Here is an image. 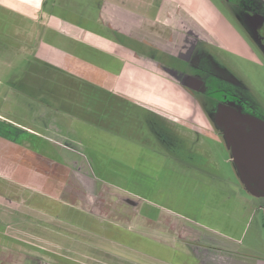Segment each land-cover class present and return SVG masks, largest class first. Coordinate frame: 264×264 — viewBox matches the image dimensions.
Masks as SVG:
<instances>
[{"label":"rangeland","instance_id":"1","mask_svg":"<svg viewBox=\"0 0 264 264\" xmlns=\"http://www.w3.org/2000/svg\"><path fill=\"white\" fill-rule=\"evenodd\" d=\"M15 2L22 3L23 0ZM194 2L171 0L170 5L175 13L186 17L187 9L198 10L204 20H208L210 8L215 7L223 13L224 18L217 13V30L213 26L207 27L206 35L217 42V31L225 34L222 43L228 51L212 48L211 54L216 64L241 84L244 94L264 114V56L223 1ZM49 3L51 7L50 0ZM66 3L70 9L72 4ZM47 9L45 11H49ZM24 24L26 22L21 16L0 2V106L13 110L9 115L13 127L6 131V137L30 150L29 161H25V157L21 163L36 164L32 160H37L36 154L56 156V147L40 139L38 134L24 131L22 125L44 133L46 126L52 125L47 130L53 131V135L50 134L53 139L66 142L82 153V160L92 171L90 178L95 192L91 194L90 190H85L67 172L57 174L56 169L49 181L45 178L29 181L28 177L26 180L45 190H53L55 181L61 180L64 184L61 198L65 204L62 202L58 209L63 223L90 230L92 220L86 217L87 214L66 204L84 208L108 220V225L102 221V226H99L104 232L101 235L121 244L114 243L108 248L106 238L103 240L95 235L102 231L85 232L66 225L63 235L69 241L73 236L79 238L76 237L77 243L71 241L68 245L78 247L77 254L70 255V260L59 256L62 262L51 256L53 259L46 262L53 263L52 260L56 259V264H103V261L112 264L116 263L114 255H121L141 260L142 264L170 263L169 259L173 264H196V258L189 256L192 252L181 241V233L187 238L191 236L187 228L196 227L202 228L201 232L197 230L198 238L205 230V234L222 240L219 248L227 251H223L226 257L241 260L243 264L246 260L252 264H264V197L252 194L243 186L241 175L229 159L226 144L218 137L210 106L207 105L203 111L194 107L192 99L189 100L178 87L164 82L160 75L155 78L142 72L137 76L128 69L125 80L119 78L118 82H113L114 78L109 77L111 80L106 81V76L94 71V67L52 63V57L43 54L42 45L35 39L42 34L47 44L55 39L61 42L60 34L38 27L39 35L33 34L31 39L24 32ZM236 32L248 41L249 48L244 46ZM170 44L169 50L172 48V52L177 53ZM69 48L100 71L104 68L118 69L107 55L98 57L90 48L76 43H70ZM79 71L87 73L90 79L73 74ZM121 82L125 84L121 85ZM5 94L8 95L7 100H3ZM196 98L203 99L201 96ZM152 103L168 108L173 116L167 119V124L159 122L164 120L142 107V104ZM43 107L44 111L38 110ZM35 112L51 121L34 127L38 124L33 115ZM149 120H157V124L167 127L164 129L167 135L177 139L174 150L156 137L148 126ZM6 127L0 123V131H5ZM16 154L21 153L14 156ZM44 171L46 166L40 170ZM9 194L13 198L19 197L14 190ZM24 198L30 205L32 218L41 216L39 208L56 205L42 195L28 197L25 194ZM148 221L151 223L146 224ZM165 221V225L161 224ZM27 225L31 231L34 230L31 223ZM66 237L57 240L68 244ZM122 245L136 249L142 255L123 254L119 250L123 249ZM45 246L52 248L53 243ZM103 246L113 255L111 259L99 254ZM2 255L0 252V264L6 258ZM30 260L33 264V258Z\"/></svg>","mask_w":264,"mask_h":264},{"label":"flooded vegetation","instance_id":"2","mask_svg":"<svg viewBox=\"0 0 264 264\" xmlns=\"http://www.w3.org/2000/svg\"><path fill=\"white\" fill-rule=\"evenodd\" d=\"M221 1H223L228 7L232 9L233 13H235L234 15H236L239 20V24L244 27L253 45L256 47L259 53L264 56V0ZM217 13L223 17V13L220 10L217 9ZM226 25L230 26L228 22H226ZM206 32V29H203L202 33L200 32L198 34L193 31L189 33L187 32L185 35L190 37L187 36L185 40H175L176 38L173 36L174 40L172 39L170 41V45L175 47L177 53L172 52V48L169 50V42L166 46L168 49H166L165 47L160 48L155 45H145L144 43L142 44V48L141 45H138L137 43L131 46V44H129V42L131 43L130 40H127L126 43L124 42V39L122 41L124 44H126L124 46L125 50H130V52L134 54L136 53L137 61L132 64L135 65L139 73H150L154 75L155 78L159 77L158 75H160L164 82L171 83L175 87H178V89L182 91L189 100L192 99L194 102V107L197 106L203 111L206 106L209 105L212 109V116L217 110V124L220 125H217V134L218 137H220L226 144V147L230 153L229 159L231 162H233L232 147L227 146L226 137L231 140L232 144L236 148L240 147L243 141V136L241 135L240 130L229 125L233 111H240L243 114L256 117L263 121L264 114L262 113L261 109L251 100H249L244 94L241 84L236 79L224 72L219 64H216V61L211 54L212 48L217 49V51L220 49H226L228 51V48H226V46H224L222 43L225 34L217 31L216 42V40L211 38L209 39V37L206 35ZM236 33L241 38L242 42H244V46L249 48L248 41L245 40V38L239 32ZM241 47H243V45ZM231 52L233 51L231 50ZM138 60L140 62H138ZM121 64L122 66H127L128 64H131V61L124 59L122 60ZM125 78L126 75L124 74L122 79L125 80ZM124 84L125 82H121V85ZM118 90H120V88ZM197 96H201L203 99L198 100L196 98ZM205 101L208 102V104H206ZM153 104L154 103L150 105L142 104V107L147 109L152 114L154 113L160 116L161 120H164L159 122H165L167 124V119H171V116L173 115L165 106H155ZM38 110L44 111V107L39 108ZM40 112H35L33 114L37 118L38 123L35 124L34 127H37L40 124L46 125L49 121H51L50 119L43 117ZM161 112L165 114L159 115ZM203 115L207 119V122L210 123L206 114L204 113ZM157 122V120H149L148 126H150L156 137L161 142L174 150V148L177 147V139L171 135H167V132L164 130L167 129V127L163 124H157ZM0 123L7 126L5 131H0V155L3 156L0 158V168L4 169L9 163L15 164L16 166L22 164L21 160L23 159H20V155L16 154L14 158L8 159L9 156H14L17 151L23 153L24 156H26L25 161H29L27 156L30 150L23 147V145H19L16 140H11L6 137V131L13 126L11 124L4 123L1 120ZM27 127L25 124L22 125V129H24V131L28 130L29 132L38 134L37 136L40 137V139L54 145L57 151L54 153L57 157H45L40 156L41 154L34 153L37 155V160H32H35L36 164H30L27 162L23 163L25 170L28 171V175L38 174L41 178L50 180L52 175H54L52 171L56 169L58 171L57 174L67 172L68 175H72L75 180L77 179L80 182L79 184L81 187L85 188V190H90L91 194L95 192L93 180L90 178L92 171L90 167L87 166L82 160V153L76 151L66 142L53 139L50 136V134L53 135V131L50 129L47 130V128L53 127L52 125L46 126V128L44 126L45 133L34 130L31 128V126L30 128ZM16 147L17 149H15ZM43 166H46V171L40 172ZM47 166L49 167L48 170ZM235 168L239 175L244 176L243 186L252 194L262 196L257 184H255V182L249 178L248 171L244 167L240 170L236 165ZM3 171L4 170H1V172ZM10 177L0 176V252L4 254L2 257L6 256V258H2L3 264H30L31 258L34 260L33 264H56V259L62 262V260L59 259V256H64V258L70 260V255L77 254L76 251L78 247H68V245L71 243V241L77 243L76 239L78 237L76 236V238L73 236L69 241L68 237L62 233L63 229H67L66 225H69V227L75 226L68 222L63 223L62 218L59 216L60 211L58 208L63 202L61 198V190L63 189L64 184H62L61 180L59 179V182L55 181V186L53 188L54 196H48L52 198L50 200L56 202V205L51 208H48V206L39 208L41 209L39 212L41 213V216L32 218L29 212L30 205L26 203L24 196L25 194L28 197L31 195H38L36 193L37 186H34L27 180H22L23 182H21L17 179V177H13L11 175ZM245 181H247L248 184H246ZM13 190L19 194L18 198H13L10 196L9 192L12 193ZM14 199H16V201ZM66 205L76 208L77 210L87 214L86 217H89L92 220L90 230L86 227L75 226L77 229L83 230L85 232H91L93 230L102 231V228L99 227L102 226V221L104 224L106 222V225H108V220L103 219L102 217L98 216V214L87 212L85 211L86 209L74 207L71 204ZM166 222L167 221L160 223L165 225ZM29 223L34 226L33 231L28 228L27 224ZM62 223L65 228L62 226ZM146 224H149V221L146 222ZM77 229L74 230V232L77 231ZM197 230L201 232L202 228H187V233L191 235L187 238H184V234L181 233V241L183 242V245L187 247V250L192 252L189 256L196 258V264H243V261L241 260L228 258L224 255L225 253H223V251H225V249L222 250L219 248L222 245V240H218L217 237H211L208 233L205 234V230L203 231L204 233H202L200 238H198ZM45 231H47V233H45ZM209 231L210 230H208V232ZM103 233L104 232L102 231L98 234L95 233V235L100 236L103 240L106 238L108 248H111L114 243H117L105 237L104 235H101ZM185 236H187V234ZM65 237L68 240V244L57 240L58 238H63L64 240ZM50 242L51 244L53 243L52 248L45 246L46 243L50 244ZM157 243L163 246L160 244V242ZM63 244L64 247H62ZM107 247H101V252H99V254L109 256L111 259V256L113 255L110 253ZM122 247L123 249L119 250L123 251V254H127L125 252L131 250L134 251V253H139L142 255V252L137 251L136 249H132L124 245H122ZM80 252H82V249H80ZM51 256L57 258L52 260L53 263L46 262L47 259H53ZM114 256L116 263L112 264H142L139 260L134 258L131 259L121 255ZM169 262L170 263L165 261L164 263L173 264L170 259ZM102 263L111 264L106 261H103ZM245 264L252 263L246 260Z\"/></svg>","mask_w":264,"mask_h":264},{"label":"crops","instance_id":"3","mask_svg":"<svg viewBox=\"0 0 264 264\" xmlns=\"http://www.w3.org/2000/svg\"><path fill=\"white\" fill-rule=\"evenodd\" d=\"M14 1V2H13ZM26 1V2H25ZM23 0V4L15 2V0H0L1 4H5L13 13L21 16L26 24H24V32L32 39L33 34H38V27L45 30L53 31L62 38L61 42L55 41L53 43H46L40 34L36 42L42 45L43 54L51 56L52 63L64 62L69 63L72 67L73 64L87 65L88 68L94 67V71H98L106 76V81L119 80L122 78L128 69L133 74L140 73L137 71L134 62H136V53L125 50L127 40L129 44L141 45H155L158 47H165L168 42L175 40H185L188 35L187 32H195L196 34L202 33L203 29L207 27H214L217 30V9L210 8V16L208 20H204V16L197 10L196 12L187 9V17L175 13V9L170 5L171 0ZM66 1H69L70 9ZM195 0L194 4H196ZM205 1V0H204ZM12 6L13 8L9 7ZM48 8V9H47ZM49 11H45V10ZM66 9V10H63ZM66 14V15H65ZM69 16V17H68ZM71 16V17H70ZM207 22L209 24H207ZM37 28V29H36ZM36 29V30H35ZM44 33V32H43ZM174 36V37H173ZM190 37V36H188ZM33 41V40H32ZM76 43L84 47L90 48L98 57L103 54L107 55L112 64L117 65V70L104 68L100 71L98 67L89 65V63L81 60L83 57L79 56L75 50L69 48L70 43ZM60 43V44H59ZM143 48V47H142ZM169 51V50H168ZM171 52V51H170ZM42 56V53H41ZM44 59V58H43ZM124 59L131 61V64L122 66L121 62ZM138 62H140L138 60ZM57 65V64H56ZM58 66V65H57ZM59 67V66H58ZM76 70H74L75 72ZM73 73L78 77L89 78L87 73ZM120 73V75H119ZM115 84V83H112ZM8 95L5 94L3 100H7ZM13 110L8 107L0 106V120L6 124H10L9 115ZM4 117V118H2ZM2 118V119H1ZM17 149V147L15 148ZM21 153V152H17ZM20 159H24L23 153ZM3 156L0 155V158ZM15 156H9L8 159ZM19 157V156H18ZM1 170H4L1 172ZM15 171L17 175L12 172ZM32 173V172H31ZM30 173V174H31ZM17 177L18 180H41L38 174L28 175V171L22 164L15 165L9 163L4 169L0 168L1 177ZM20 175L24 178H19ZM11 178V177H10ZM15 179V178H14ZM48 180V179H47ZM28 181V182H29ZM49 181V180H48ZM36 193L47 197L54 196V190H45L37 186ZM36 195V196H38ZM16 201V199H14ZM146 223V222H145ZM151 223V222H149ZM157 240V239H156ZM161 244V243H160ZM169 247L167 244L163 247ZM172 249V248H171ZM131 254L134 251H127ZM126 253V252H125ZM145 257V255H144ZM141 263L142 261L139 260ZM152 264V263H151Z\"/></svg>","mask_w":264,"mask_h":264},{"label":"water","instance_id":"4","mask_svg":"<svg viewBox=\"0 0 264 264\" xmlns=\"http://www.w3.org/2000/svg\"><path fill=\"white\" fill-rule=\"evenodd\" d=\"M213 117L217 127V110ZM229 125L240 130L243 136L242 144L238 148L226 137L227 146L232 147L233 162L238 169L244 167L248 171L249 178L257 184L264 196V121L235 110ZM241 178L244 179V176L241 175ZM245 183L248 184L247 181Z\"/></svg>","mask_w":264,"mask_h":264}]
</instances>
